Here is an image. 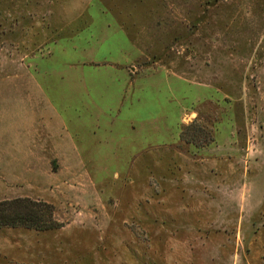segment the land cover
I'll list each match as a JSON object with an SVG mask.
<instances>
[{
  "label": "rangeland",
  "instance_id": "rangeland-1",
  "mask_svg": "<svg viewBox=\"0 0 264 264\" xmlns=\"http://www.w3.org/2000/svg\"><path fill=\"white\" fill-rule=\"evenodd\" d=\"M18 198L0 264H264V0H0Z\"/></svg>",
  "mask_w": 264,
  "mask_h": 264
},
{
  "label": "trees",
  "instance_id": "trees-1",
  "mask_svg": "<svg viewBox=\"0 0 264 264\" xmlns=\"http://www.w3.org/2000/svg\"><path fill=\"white\" fill-rule=\"evenodd\" d=\"M0 226H23L40 231L51 229L53 228L51 210L48 205L29 199L2 201L0 202Z\"/></svg>",
  "mask_w": 264,
  "mask_h": 264
}]
</instances>
